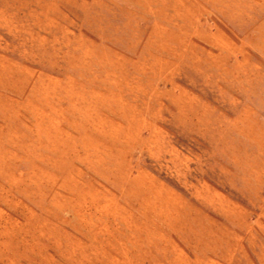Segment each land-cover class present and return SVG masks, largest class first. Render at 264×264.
<instances>
[{
    "label": "rangeland",
    "instance_id": "374dc122",
    "mask_svg": "<svg viewBox=\"0 0 264 264\" xmlns=\"http://www.w3.org/2000/svg\"><path fill=\"white\" fill-rule=\"evenodd\" d=\"M109 230L264 264V0H0V264H108Z\"/></svg>",
    "mask_w": 264,
    "mask_h": 264
},
{
    "label": "crops",
    "instance_id": "0c3cea01",
    "mask_svg": "<svg viewBox=\"0 0 264 264\" xmlns=\"http://www.w3.org/2000/svg\"><path fill=\"white\" fill-rule=\"evenodd\" d=\"M91 134L93 135V132L91 131ZM236 172H238V170H236ZM64 236V242L66 240V234L63 235ZM98 234L94 233V234H89L88 232H85V233H81V239L79 240L78 243H76V247H75V250H81V251H93L94 250V246L96 244H99V238L97 237ZM107 237H108V241L106 244H104V246L108 247L106 249V251L108 253H106V258H107V261H108V264H116L114 261V259H111V258H114L115 256V234L114 232H112L111 230H109L107 232ZM101 240V239H100ZM146 240V235H142V232L138 233V232H130L129 234H123L122 236V245L124 247V250L125 251L124 253H127L128 255L129 254H133V262L132 264H141L142 261H147V256H149V254H154L153 251L151 249H146L145 246H144V241ZM61 244V249H64L65 245L63 246L62 243ZM95 244V245H94ZM103 245V244H102ZM96 248V247H95ZM126 248V249H125ZM113 255H111L112 253ZM189 255H192L193 258H201L200 256H196V254L194 252H189ZM88 256V255H87ZM188 256V255H187ZM207 256V255H206ZM205 256V257H206ZM90 257V256H89ZM94 256H92L91 254V259H94L93 258ZM126 256H123V263L122 264H125V260L127 259V257L125 258ZM207 258V257H206ZM232 258L234 259V257L232 256ZM159 259V258H157ZM112 261V262H111ZM203 262V260H198V263L196 264H201ZM175 262H169V264H173ZM168 264V263H166ZM177 264V263H176Z\"/></svg>",
    "mask_w": 264,
    "mask_h": 264
},
{
    "label": "bare ground",
    "instance_id": "6f19581e",
    "mask_svg": "<svg viewBox=\"0 0 264 264\" xmlns=\"http://www.w3.org/2000/svg\"><path fill=\"white\" fill-rule=\"evenodd\" d=\"M133 128L132 127H128V131H131ZM125 130V129H124ZM124 130H122V133L124 132ZM119 133V132H118ZM121 133V132H120ZM121 133V134H122ZM131 139V138H130ZM67 176L68 175H66V176H64L63 178H62V180H63V183L64 184H60V188H58L57 190H54L53 191V195H55V194H63V193H67L70 189H72L73 191H75V188L74 187H72L71 185H68L67 184V182L70 180V178H69V180H67ZM80 191V190H79ZM203 237V236H202Z\"/></svg>",
    "mask_w": 264,
    "mask_h": 264
}]
</instances>
